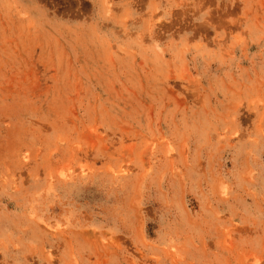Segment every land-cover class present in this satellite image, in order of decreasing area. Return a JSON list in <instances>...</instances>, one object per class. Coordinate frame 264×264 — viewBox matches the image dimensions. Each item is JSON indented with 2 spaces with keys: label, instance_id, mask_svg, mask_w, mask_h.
I'll return each mask as SVG.
<instances>
[{
  "label": "rangeland",
  "instance_id": "1",
  "mask_svg": "<svg viewBox=\"0 0 264 264\" xmlns=\"http://www.w3.org/2000/svg\"><path fill=\"white\" fill-rule=\"evenodd\" d=\"M0 264H264V0H0Z\"/></svg>",
  "mask_w": 264,
  "mask_h": 264
}]
</instances>
